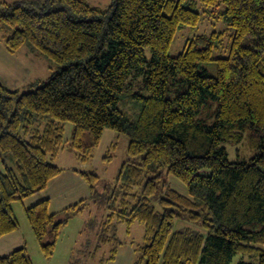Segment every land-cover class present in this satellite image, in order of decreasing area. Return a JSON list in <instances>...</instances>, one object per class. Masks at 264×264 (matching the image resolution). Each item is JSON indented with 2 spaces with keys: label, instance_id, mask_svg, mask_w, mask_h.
Segmentation results:
<instances>
[{
  "label": "trees",
  "instance_id": "16d2710c",
  "mask_svg": "<svg viewBox=\"0 0 264 264\" xmlns=\"http://www.w3.org/2000/svg\"><path fill=\"white\" fill-rule=\"evenodd\" d=\"M205 2L235 30L230 54L216 59L215 76L201 63L214 59L221 32L196 34L182 52L170 54L179 28L201 18L184 0H113L105 9L86 0L0 2V44L13 55L27 45L60 65L29 91L0 80V236L20 228L14 203L44 190L64 170L53 160L69 143L73 171L90 197L58 212L50 211L49 199L25 209L45 258L73 216L107 202L111 212L100 230L111 225L113 231L106 243L125 244L118 224L144 226L142 243L130 241V264H230L237 254L243 256L237 264H264V0ZM139 75L137 90L132 77ZM172 87L177 93L169 98ZM127 88L140 103L135 119L119 108ZM213 100V122L197 118ZM67 123L73 124L68 140ZM247 128L256 152L230 160L223 142L237 143ZM106 129L129 139L113 189L82 166L93 160ZM115 148L113 141L104 161ZM169 176L187 191L172 188ZM176 218L196 227L173 231ZM118 253L114 247L100 264ZM0 264L34 262L20 246L0 256Z\"/></svg>",
  "mask_w": 264,
  "mask_h": 264
},
{
  "label": "rangeland",
  "instance_id": "374dc122",
  "mask_svg": "<svg viewBox=\"0 0 264 264\" xmlns=\"http://www.w3.org/2000/svg\"><path fill=\"white\" fill-rule=\"evenodd\" d=\"M2 1L12 2L14 0H0V2ZM112 1L113 0H86L88 4L92 6H98L103 9L109 7ZM184 3L187 6L193 7L199 11L201 18L196 25L183 26L179 28L172 42L170 54L176 56L182 52L187 40L196 34H210L213 31L221 32L222 34L220 39L217 41L213 51L212 56L214 59L201 63V67L206 68L210 75L215 76L217 75L216 59L218 57H225L230 54L235 30L232 26L227 25L220 17H216L218 13L217 15H214L209 12L211 7L206 4L205 0H184ZM217 8H219V10H223L224 5L221 4L217 6ZM0 38H2L1 34ZM247 40L248 39L246 38L244 42L247 43ZM146 54L147 57L150 58V48L146 49ZM14 57L23 63L24 66L21 65V67H24L23 69H25V77L23 79H19V81L11 79L12 81L8 82L4 76H0V80L8 87H18L21 92L35 89L37 85L32 86L34 82H38V85L43 84L49 79L53 72L58 71L60 68V65L57 63L49 60L38 52L31 51L27 45L19 48ZM2 61L3 60H0V62ZM140 76L142 75H139V77H132V81L134 82L133 88H137V90ZM184 88L185 87H182L181 89ZM176 90L177 87H172L167 93V96L169 98H174L177 93ZM130 92H132L130 88L125 90L123 97H121L119 101V108L135 119L140 112V103L135 98H131L129 95ZM140 92L143 94H148V92L144 89H141ZM211 105L212 106H210L208 109L209 111L203 110L202 112L198 113L196 117L200 118L206 115L205 117L209 123H212L215 117V108L217 106V102L213 100ZM72 129L73 124L67 123L65 139L68 140L70 138ZM253 135V130L251 128H247L244 131L243 138L237 143L223 142L227 148L228 157L230 160L249 158L256 152L257 149H255L251 144ZM256 135L258 134L256 133ZM114 142H116V148L112 150L113 158L111 161H105L96 169H93L95 162L86 168L90 171L95 170L97 174H99L103 179L102 183L105 184L106 182L110 184L111 188L115 184V180L123 161L127 158L129 139L125 134H119ZM66 145V149L63 150L53 160L56 165L62 168L76 164V161L73 159L74 150L69 147V143ZM168 184L178 191H187L185 184L174 176L168 177ZM153 203L159 207L158 200L154 199ZM14 204L17 216L21 220L25 221V215L20 208L22 203L17 201ZM109 206L110 204L107 202L101 204H91L90 208H88L86 211L73 216L69 220L68 224L64 225L61 229L57 242V250L54 252V258H45V256L41 254L43 255L42 260L38 259V244H36L37 246L31 244L28 248L34 264H100L101 257L110 256L114 247H118L119 252L122 254L118 262H110V264H130L134 257L133 259H131V257L127 258L126 243L130 242L131 240H134L135 244L142 243L144 226L138 222H134L130 227H128L126 224H118L116 230L118 240H123L125 244L120 245L117 241L106 243L103 241V239L112 233L113 228L111 225H108L106 230L104 227H102V230H100V226L103 221L105 222L107 219L106 216L111 212ZM187 226L196 227L195 224H192L185 219L176 218L174 220L173 231L184 229ZM128 230H130L129 233ZM83 243H85V245H83ZM96 249L98 254H91L92 251L94 252ZM88 251H90V253H88ZM242 258L243 256L241 254H237L234 256L230 264H237ZM245 259L247 258L245 257Z\"/></svg>",
  "mask_w": 264,
  "mask_h": 264
},
{
  "label": "crops",
  "instance_id": "0c3cea01",
  "mask_svg": "<svg viewBox=\"0 0 264 264\" xmlns=\"http://www.w3.org/2000/svg\"><path fill=\"white\" fill-rule=\"evenodd\" d=\"M0 48H1L0 60H3L2 62H0V76H4L8 82L12 80L19 81V79H23L25 77L24 76L25 69H23L24 67H21L23 63L17 60L13 54L9 53L2 44H0ZM6 76L9 78H7ZM118 136L119 135H117V133H115L113 130L106 129L103 138L101 140V143L95 152V156L93 160L91 161V163L83 164L82 166L84 168H87L90 166V164H94L95 162L93 169L94 168L96 169L99 165H102L105 162L103 160V157L106 151L108 150L111 143ZM73 159L76 161L75 154H73ZM75 166H77V161L75 165L63 167L64 170L55 178L50 180V182L48 183L47 187L44 190L25 198L23 201H18L22 203L20 208L23 214L25 215V218H26L25 209L27 207L32 206L33 204L45 199L50 200V207H49L50 211L58 212L69 205H72L82 199H87L90 197V190L88 184L79 174L73 171V167ZM13 206L15 210V204ZM19 220H20V228L18 230L0 236V256L7 254L11 252L13 249L20 246H25L29 252L28 247L31 244L33 245L38 244L37 248H39V253L37 254V256L38 259L42 260L43 255H41L42 253L39 243L35 238V235L33 234V231L30 227L27 218L24 219L25 221L21 220L20 218ZM83 245H85V243H83ZM126 247H127L126 250L127 258L131 257V259H133L135 255L133 245L130 242H128L126 243ZM56 250H57V246L55 251ZM121 254L122 253L119 252L115 260L110 262H118ZM54 257L55 256L53 254L50 258H54ZM110 262H106L104 264H110Z\"/></svg>",
  "mask_w": 264,
  "mask_h": 264
}]
</instances>
